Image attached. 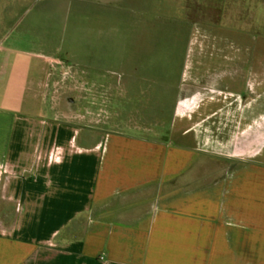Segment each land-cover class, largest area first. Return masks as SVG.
Instances as JSON below:
<instances>
[{"label": "crops", "instance_id": "crops-1", "mask_svg": "<svg viewBox=\"0 0 264 264\" xmlns=\"http://www.w3.org/2000/svg\"><path fill=\"white\" fill-rule=\"evenodd\" d=\"M58 2L0 0V264H264V146L228 179L206 163L203 126L230 101L207 89L179 115L170 93L162 135L147 137L59 112L42 94L57 60L47 46L67 45L64 60L101 76L102 91L118 76L130 100L156 81L119 58L115 70L78 58ZM224 32L203 60L210 83L233 89L236 43Z\"/></svg>", "mask_w": 264, "mask_h": 264}, {"label": "rangeland", "instance_id": "rangeland-1", "mask_svg": "<svg viewBox=\"0 0 264 264\" xmlns=\"http://www.w3.org/2000/svg\"><path fill=\"white\" fill-rule=\"evenodd\" d=\"M47 9L44 14L49 15ZM54 9L61 26L65 20L68 25L60 37L76 42L78 58L87 54L89 64L94 57L99 66L107 57L113 70L119 58L121 67L140 74L150 70L156 81L130 100L123 86L116 85L118 76L109 75L112 90L102 91L101 76L81 74L64 60L67 45L55 52L47 46L57 60L47 61L52 74L42 94L59 112L86 110L94 126L109 132L159 136L170 111L159 106L160 100L168 102L176 92L174 114L188 115L197 110L204 91L218 89L230 103L216 115L218 122L203 126V148L212 154L206 163L217 170L215 176L228 179L243 170L264 146V0H59ZM225 30L236 43L233 89L210 83L203 60Z\"/></svg>", "mask_w": 264, "mask_h": 264}]
</instances>
